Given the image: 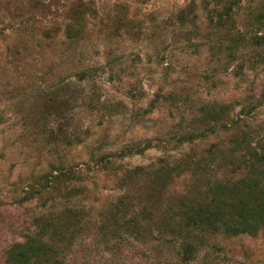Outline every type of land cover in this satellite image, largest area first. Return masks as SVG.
Segmentation results:
<instances>
[{
  "label": "rangeland",
  "instance_id": "1",
  "mask_svg": "<svg viewBox=\"0 0 264 264\" xmlns=\"http://www.w3.org/2000/svg\"><path fill=\"white\" fill-rule=\"evenodd\" d=\"M243 136L264 154V0H0V264L34 234L27 264H264V232L182 216L247 174Z\"/></svg>",
  "mask_w": 264,
  "mask_h": 264
},
{
  "label": "trees",
  "instance_id": "2",
  "mask_svg": "<svg viewBox=\"0 0 264 264\" xmlns=\"http://www.w3.org/2000/svg\"><path fill=\"white\" fill-rule=\"evenodd\" d=\"M224 11L227 15V8L224 7ZM262 39L259 38V40ZM221 111L215 114L219 117L222 114ZM244 138L245 136L237 143L234 141V147L244 151V162L248 168L247 174L230 186L217 185L210 201L196 202L194 205L187 206L182 214L186 228L206 229L230 236L241 234L255 236L259 231L264 232V154L252 149ZM150 146L147 143L139 149L126 148L122 153L140 154ZM105 158L108 157H102L100 161L104 160L107 164L109 161ZM189 163L190 157L186 155L181 156L178 160L164 162L159 169L151 174L153 184L163 187L171 171L180 169L178 172H181V168L188 166ZM140 170L142 168L136 167L126 171L123 178L131 179ZM61 175L65 176L66 174L61 173ZM17 246V250L11 251V256L13 261L18 264H27L29 259L39 258L42 255L43 243L39 234L28 236L24 243H19ZM181 248L182 259L191 262L194 259V246L190 243H183Z\"/></svg>",
  "mask_w": 264,
  "mask_h": 264
}]
</instances>
